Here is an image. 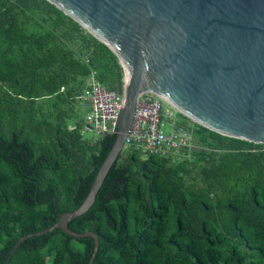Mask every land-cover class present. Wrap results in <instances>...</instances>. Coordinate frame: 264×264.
<instances>
[{"label":"trees","instance_id":"1","mask_svg":"<svg viewBox=\"0 0 264 264\" xmlns=\"http://www.w3.org/2000/svg\"><path fill=\"white\" fill-rule=\"evenodd\" d=\"M92 69L121 88L115 52L54 3L0 0V261L81 202L113 142L79 134L75 95ZM176 114L194 143L188 156L123 146L68 221L96 234L90 264H264V143ZM92 245L56 227L0 264H86Z\"/></svg>","mask_w":264,"mask_h":264},{"label":"water","instance_id":"2","mask_svg":"<svg viewBox=\"0 0 264 264\" xmlns=\"http://www.w3.org/2000/svg\"><path fill=\"white\" fill-rule=\"evenodd\" d=\"M115 52L124 79L113 142L81 202L48 226L98 240L68 221L93 202L123 148L138 94L152 92L177 111L222 134L264 143V0H49Z\"/></svg>","mask_w":264,"mask_h":264},{"label":"built area","instance_id":"3","mask_svg":"<svg viewBox=\"0 0 264 264\" xmlns=\"http://www.w3.org/2000/svg\"><path fill=\"white\" fill-rule=\"evenodd\" d=\"M123 77V76H122ZM119 89L113 90L104 87L95 77V71L90 70L83 79L80 91L75 95L77 103L82 110L79 119V134L91 132L96 138L111 131L115 121L119 103L123 94V83ZM149 91L138 94L133 117L129 124V133L124 139L125 145L134 144L144 153L164 154L172 149L188 143L189 132L181 125H173L165 132L160 125L163 119L162 98ZM74 128L75 123H69ZM190 138V134H189Z\"/></svg>","mask_w":264,"mask_h":264},{"label":"rangeland","instance_id":"4","mask_svg":"<svg viewBox=\"0 0 264 264\" xmlns=\"http://www.w3.org/2000/svg\"><path fill=\"white\" fill-rule=\"evenodd\" d=\"M152 96H155L154 94H151ZM162 109H163V119H162V123L160 125L161 129L165 132L169 131L174 123V120L177 118H179L176 114V109L171 106L169 103H167L166 101L162 100ZM76 113L79 115V117L81 116L82 110L79 107L76 108ZM75 115H71V121L74 120ZM192 120V119H191ZM84 137H90L93 136V134L91 132H84L83 133ZM188 136V143H186L183 146H180L179 148H177V150L175 149L176 153L175 154H179L180 156L184 157V156H188L189 155V149L192 148L194 145V143H192V140L189 138V134L187 133ZM182 147H186L187 151L186 152H182ZM174 151V152H175ZM145 153L141 152V156H144Z\"/></svg>","mask_w":264,"mask_h":264},{"label":"bare ground","instance_id":"5","mask_svg":"<svg viewBox=\"0 0 264 264\" xmlns=\"http://www.w3.org/2000/svg\"><path fill=\"white\" fill-rule=\"evenodd\" d=\"M124 79H125V81H127V77H125Z\"/></svg>","mask_w":264,"mask_h":264}]
</instances>
